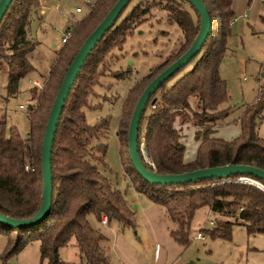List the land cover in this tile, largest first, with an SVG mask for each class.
I'll list each match as a JSON object with an SVG mask.
<instances>
[{
    "label": "trees",
    "instance_id": "obj_1",
    "mask_svg": "<svg viewBox=\"0 0 264 264\" xmlns=\"http://www.w3.org/2000/svg\"><path fill=\"white\" fill-rule=\"evenodd\" d=\"M116 1H95L91 10L72 26L70 38L82 30L84 36L78 43H65L51 64L44 85L40 89L38 86L33 88V98L37 103L32 104L28 111V134L24 136L16 128L8 132L7 119L0 118V212L16 218H28L39 210L43 191L42 143L55 97L76 52ZM204 1L211 15V32L200 52L151 95L140 122V152L143 157V144L156 166L154 168L143 158L144 162L162 173L229 162L264 167V138L257 128L258 118H264V83L257 99L240 118L241 133L233 139L214 135L220 119L229 113V107L222 105L229 94L227 82L220 73V62L234 31L235 10L233 0ZM130 2L92 49L66 99L53 145L54 188L49 215L28 228H13L0 223V232L14 236L9 254L21 250L28 242L40 240L42 259H48L49 264H60L63 261L61 247L75 237L84 264H111L103 244L108 237L92 225L89 216L94 214L100 221L107 216L108 223L117 221L122 228L135 226L133 208L121 189L99 166L104 162L107 151L108 132L101 135L104 124L101 121L89 123L84 110L93 85L98 82L95 78L98 52L103 46L104 49L121 48L156 5L147 0L135 3L126 11ZM39 5L40 0H12L0 22V71L5 70L8 74V94L17 93L21 78L35 68L30 55L36 42L30 37L28 27L32 13ZM164 7L168 10V20L182 28L184 41L179 52L154 67L144 82L135 87L138 89L135 96L128 95L123 113L130 107L131 116L149 81L191 45L201 28V16L189 0H167ZM190 64L193 66L186 69ZM178 117L197 127L196 138L200 142L197 154L191 160L185 158L186 144L176 124ZM142 128L145 129L143 137ZM94 138L99 141L93 142ZM121 154L125 170L137 189L166 208L168 217L175 224L171 235L179 242L187 244L190 241L195 211L204 205L227 216L217 221L211 230L213 236L231 237L233 220L228 216L244 223L249 233H264V184L259 186L235 180L238 175L226 180L212 177L176 184L151 183L136 170L130 153L129 160L122 147Z\"/></svg>",
    "mask_w": 264,
    "mask_h": 264
},
{
    "label": "rangeland",
    "instance_id": "obj_2",
    "mask_svg": "<svg viewBox=\"0 0 264 264\" xmlns=\"http://www.w3.org/2000/svg\"><path fill=\"white\" fill-rule=\"evenodd\" d=\"M91 1L98 0H41V4L33 11L28 30L36 42L30 55L35 68L21 78L19 91L15 94H8V74L5 70L0 71V118L7 119L8 132L16 128L22 135L28 134V111L32 104L37 103L32 90L44 85L60 49L66 44L78 43L84 36L82 30L68 42H62L67 27H74L91 10ZM146 1L132 0L126 11L135 3ZM148 1L156 5L135 27L124 45L109 49L103 46L102 51L98 52L99 61L95 72L98 82L93 85L88 106L84 107L87 121L91 124L101 121L104 124L101 135L108 132L107 151L104 162L99 163V166L121 189L133 208L135 226L122 228L117 221L104 224L94 214L89 219L91 221L94 218L109 237V242L105 240L103 244L106 247L111 243L112 257L116 262L119 261L120 248L129 246L130 253L138 259L139 264H264V233H249L244 223L228 216L233 220L231 237L213 236L211 230L217 221L227 216L214 212L208 205L195 211L190 241L183 244L176 240L171 235V228L175 224L168 217L166 208L139 191L125 170L121 147L125 156L129 157L128 129L131 118L130 107L128 112L123 113L125 100L130 94L135 96L138 92L135 87L144 82L154 67L171 54L179 52L184 41L182 28L168 20V10L164 7L167 0ZM78 6L82 7L81 11L77 10ZM245 12L246 16H236L235 31L228 39L227 49L220 62V73L227 82L229 94L228 100L222 105L229 107V113L220 119L214 135L225 139H233L241 133L240 118L257 99L264 83V19L259 18L253 8H247ZM192 66L190 64L186 69ZM37 79L39 85L35 82ZM176 124L186 144L185 158L191 160L196 156L200 142L196 138L197 127L192 122H183L182 117H178ZM257 128L259 135L264 138V118H258ZM99 139L94 138L93 142ZM146 189L152 190L147 186ZM11 238H14L13 234L0 232V264H49L48 259H42L40 240L28 242L21 250L9 254ZM73 238L60 249L63 259L60 264H84L77 242L76 246L73 245ZM161 254L163 263L159 260Z\"/></svg>",
    "mask_w": 264,
    "mask_h": 264
},
{
    "label": "water",
    "instance_id": "obj_3",
    "mask_svg": "<svg viewBox=\"0 0 264 264\" xmlns=\"http://www.w3.org/2000/svg\"><path fill=\"white\" fill-rule=\"evenodd\" d=\"M130 1L131 0H117L112 5L103 19L86 37L79 50L76 52L63 77L61 86L57 92L50 111L42 143L41 166L43 176V191L42 202L39 210L33 216L28 218H16L0 212V223L13 228H28L39 224L49 215L52 207L54 188L52 170L53 145L66 99L92 49L105 35L106 31L113 26L120 13ZM189 1L195 6L201 16V28L191 45L177 58L170 62L165 68H163L157 75H155L140 94L134 107L128 130V148L131 160L136 170L142 175V177L151 183L176 184L191 181L196 182L201 179L212 177L227 178L231 177L232 175H251L263 183L264 167L251 163L229 162L226 164L200 167L183 172L162 173L149 168L144 162L140 152L139 144L140 122L151 95L165 80L170 78L181 67L188 64L189 61L200 52L212 29L211 15L205 1ZM11 2L12 0H0V22Z\"/></svg>",
    "mask_w": 264,
    "mask_h": 264
},
{
    "label": "crops",
    "instance_id": "obj_4",
    "mask_svg": "<svg viewBox=\"0 0 264 264\" xmlns=\"http://www.w3.org/2000/svg\"><path fill=\"white\" fill-rule=\"evenodd\" d=\"M40 4H41V0H40ZM233 8L235 10V17H234V22H233V30L234 31H235V29H234L235 25L237 23L236 16L237 15H239L240 17L246 16L245 9H247V8H253V10H255L257 12L259 18L264 19V0H233ZM238 12H239V14H238ZM90 222L92 223V225L94 227L99 228V229L102 230V228L98 224L95 223V219L94 218ZM107 240L109 242V237H108ZM73 245L76 246V239L75 238H73ZM128 247L125 246V247H122L123 249L120 248L119 256H118L119 261L116 262L115 259L112 257V253H111L112 245H111V243L107 244L106 251H107V253H108L109 257H110L111 264H139L138 261H137L138 259L133 254L130 253V249ZM79 259H80V257H79ZM163 259H164L163 258V254H161L159 256V260L162 263H163Z\"/></svg>",
    "mask_w": 264,
    "mask_h": 264
},
{
    "label": "built area",
    "instance_id": "obj_5",
    "mask_svg": "<svg viewBox=\"0 0 264 264\" xmlns=\"http://www.w3.org/2000/svg\"><path fill=\"white\" fill-rule=\"evenodd\" d=\"M89 4L92 6H94L95 2L94 1H91L89 2ZM77 10L78 11H81L82 10V7L81 6H78L77 7ZM73 34V27L72 25H69L62 37V42H66ZM35 82L39 85L40 82L38 80H35ZM21 106H24L23 104H21ZM142 151H143V158L149 162L150 164L153 165V167L155 168L156 164L155 162L149 157V154H148V151L144 148V145H142ZM226 179H231L230 177H227V178H224L223 180H226ZM235 180H238V181H241V182H245V183H249V184H255V185H259V186H263V183L258 180L257 178H255L254 176H251V175H238ZM102 223L106 224L108 223V218L107 216H103L102 218ZM199 235H202L203 237L205 236L204 234H199Z\"/></svg>",
    "mask_w": 264,
    "mask_h": 264
}]
</instances>
